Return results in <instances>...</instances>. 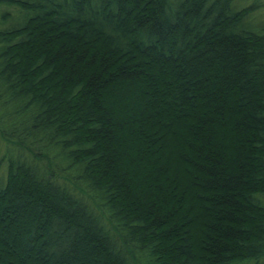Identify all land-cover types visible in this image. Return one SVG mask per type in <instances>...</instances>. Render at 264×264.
<instances>
[{"label":"trees","instance_id":"trees-1","mask_svg":"<svg viewBox=\"0 0 264 264\" xmlns=\"http://www.w3.org/2000/svg\"><path fill=\"white\" fill-rule=\"evenodd\" d=\"M254 2L0 0V264H264Z\"/></svg>","mask_w":264,"mask_h":264},{"label":"rangeland","instance_id":"rangeland-1","mask_svg":"<svg viewBox=\"0 0 264 264\" xmlns=\"http://www.w3.org/2000/svg\"><path fill=\"white\" fill-rule=\"evenodd\" d=\"M256 5H259L260 4V9L263 10L264 9V0H255L254 2ZM250 21V20H248ZM246 21V22H248ZM257 21V20H256ZM262 23L264 24V20L262 21Z\"/></svg>","mask_w":264,"mask_h":264}]
</instances>
